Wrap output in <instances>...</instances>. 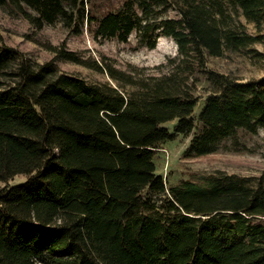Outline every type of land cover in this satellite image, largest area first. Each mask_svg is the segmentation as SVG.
Returning a JSON list of instances; mask_svg holds the SVG:
<instances>
[{"label":"trees","instance_id":"16d2710c","mask_svg":"<svg viewBox=\"0 0 264 264\" xmlns=\"http://www.w3.org/2000/svg\"><path fill=\"white\" fill-rule=\"evenodd\" d=\"M87 2L0 6L37 29L60 21L78 35L95 21V38L125 42L135 31L151 49L172 37L178 52L152 75L55 48L112 80L92 83L0 49V181L25 175L0 187V264H264L262 177L168 187L154 159L177 133L190 135L185 153L204 155L264 127V76L241 81L206 66L226 51L263 57L253 45H264V0H125L99 17ZM174 120L171 132L164 122Z\"/></svg>","mask_w":264,"mask_h":264},{"label":"rangeland","instance_id":"374dc122","mask_svg":"<svg viewBox=\"0 0 264 264\" xmlns=\"http://www.w3.org/2000/svg\"><path fill=\"white\" fill-rule=\"evenodd\" d=\"M125 0H88V10L95 17L109 10L119 9ZM244 21V19L242 18ZM94 21L90 26L84 24L82 32L71 34L62 24L47 23L37 29L20 13L10 7L0 6V49L11 48L27 59L37 63L52 61L60 73H70L95 82H111L105 72L91 68L87 64L63 59L55 48H64L75 52L83 60L106 59L115 67L127 71L157 75L166 70V60L177 54L178 46L171 37L159 36L155 48L139 44L137 32L132 31L127 40L117 38L103 39L94 37ZM250 32H255L252 23H247ZM264 54V45H253ZM207 68L222 72L241 81L252 77L264 76V55L254 57L247 50L226 51L218 57L206 58ZM209 82L203 76L197 85L198 104L195 113L201 108L208 91ZM171 132L174 131L175 120L164 122ZM237 143L224 141L220 149L204 155L187 154L185 150L190 143V135L177 133L174 139L166 140L154 149L156 172L162 174L166 185H182L184 181H192L207 187L212 181L224 175L244 179L250 185L256 184L262 177L264 182V127L256 132L239 130ZM231 146L227 149L224 146ZM237 147V148H236ZM25 175L21 174L6 182L0 181V187L6 184L21 182Z\"/></svg>","mask_w":264,"mask_h":264}]
</instances>
